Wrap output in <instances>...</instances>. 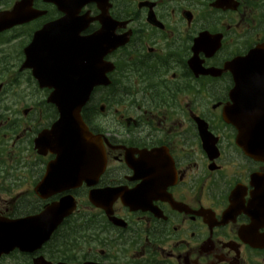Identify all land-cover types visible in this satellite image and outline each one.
I'll use <instances>...</instances> for the list:
<instances>
[{
  "label": "flooded vegetation",
  "instance_id": "flooded-vegetation-1",
  "mask_svg": "<svg viewBox=\"0 0 264 264\" xmlns=\"http://www.w3.org/2000/svg\"><path fill=\"white\" fill-rule=\"evenodd\" d=\"M15 4L20 22L0 30V221L67 194L77 208L39 249L0 264H264V72L235 81L229 65L264 42V0L85 2L77 17L93 20L80 35L108 19L118 43L105 57L110 84L86 112L106 168L93 187L55 193L40 187L53 155L34 139L58 114L22 64L62 14L45 0H0V12ZM91 188L114 191L110 205L89 203Z\"/></svg>",
  "mask_w": 264,
  "mask_h": 264
},
{
  "label": "water",
  "instance_id": "water-1",
  "mask_svg": "<svg viewBox=\"0 0 264 264\" xmlns=\"http://www.w3.org/2000/svg\"><path fill=\"white\" fill-rule=\"evenodd\" d=\"M57 3L60 5L61 0H58ZM71 51L69 66L54 63L53 70L49 66L48 71H53L56 79L52 85L50 84L53 91L49 100L57 105L60 115L51 129L42 134L41 141L43 145H48L53 152L57 153L55 161L50 164L51 176L62 171L72 181L83 177H86L88 181L91 177L96 178L103 171L105 160L101 146L95 143L97 137L88 131L81 119L80 109L88 100L92 88L107 81L105 77L107 69L105 70L99 63L97 64L94 59L95 54L81 53L78 49ZM97 57L101 56L96 54ZM32 58V55L27 52L28 62L26 64L28 66H32ZM83 60H85V65L82 63ZM71 206H73V199L67 196L60 203L58 210L55 208L48 212L53 217V225L58 222L57 219H61L67 214L66 209ZM39 217L44 219L41 214L37 219L27 217L17 222L12 232L13 236L11 234L10 239L7 238L8 236L5 237L9 239L11 246L28 249L35 241L44 238L45 229H48L49 225L45 227L44 224L43 226L37 225ZM10 228L12 226H8V229ZM0 232L2 231L0 230ZM2 250L8 249L0 247V252Z\"/></svg>",
  "mask_w": 264,
  "mask_h": 264
}]
</instances>
